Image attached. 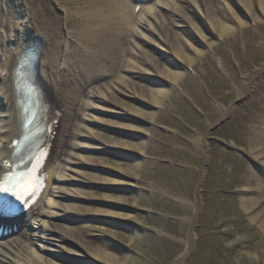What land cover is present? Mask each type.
Here are the masks:
<instances>
[{
	"label": "rangeland",
	"instance_id": "obj_1",
	"mask_svg": "<svg viewBox=\"0 0 264 264\" xmlns=\"http://www.w3.org/2000/svg\"><path fill=\"white\" fill-rule=\"evenodd\" d=\"M17 1L0 0L1 24L19 19V7L14 8ZM31 1L44 14L35 13L34 18L51 39L47 50L53 49L59 62L79 70L77 75L62 76L63 84L88 80L83 90L73 89L77 109L87 116L80 121L85 136L77 139L78 147L72 150L75 157L65 171L68 179L51 183L55 191L60 187L67 191L72 207L66 215L48 220L64 228L60 232L64 240L50 245L40 239L36 224L33 249L54 264H172L184 251L191 231L195 240L180 264H237L247 255L237 254L233 240L224 241L220 230L230 233L243 227H249L264 246V235L249 223L238 202L242 194L235 191L246 177V167L264 172L244 149L254 91L264 86V33L260 32L255 46L244 47L240 35L227 46L220 32L195 9L192 18L201 32L187 24L170 23L169 18L175 17L159 5L167 0H120L118 8L124 14L119 35L128 44L117 45V37L111 34L115 42L111 59L99 62L78 46L95 29L113 23V11L101 12L99 0ZM231 1L210 0L209 5L212 10L217 5L223 9L222 24L238 28L239 14L255 30L256 7L248 16L241 4ZM142 7H154L163 15V24L177 32L179 55L134 35ZM259 19L264 22L262 16ZM45 21L54 26L48 27ZM3 32L9 29L3 26ZM146 34L154 38L153 32ZM0 39L3 47L14 45V41H2V35ZM95 45L89 48L95 50ZM139 51L145 54L136 57ZM164 69L168 76L160 74ZM173 73L181 75L179 80L172 78ZM118 79L122 84L115 82ZM248 80L251 86L244 92ZM102 87L107 93L103 98L90 99L86 94ZM226 115L225 123L209 130ZM45 197L39 201L42 209ZM58 197L66 198L60 191ZM195 199L200 204L196 213ZM33 217L29 214L27 219ZM223 220L229 222L220 225ZM38 246L50 251H40ZM260 261L264 264V254Z\"/></svg>",
	"mask_w": 264,
	"mask_h": 264
},
{
	"label": "bare ground",
	"instance_id": "obj_2",
	"mask_svg": "<svg viewBox=\"0 0 264 264\" xmlns=\"http://www.w3.org/2000/svg\"><path fill=\"white\" fill-rule=\"evenodd\" d=\"M99 1L100 4L98 7L100 10H105L107 14L113 11L115 14V16H110L113 23L95 29L87 36V42L82 43L81 46L78 47L84 49L88 53L90 59L92 57L93 59L95 58L96 61L104 62L110 60L113 54L115 42H112L111 34H115L117 37V39H114L117 45H121L122 43L126 45L128 43L125 37L119 35L120 26L123 22L121 14H124V11L121 12L122 8H118L120 6V0ZM227 1L232 2L231 0ZM236 1L242 5L248 13V16H253L252 7H256L258 16L253 18L255 30H251L248 25L243 22L242 16L239 14L237 17L240 23L238 28L234 29L231 26L222 24L220 22V17L224 14L223 9L217 5L215 9L212 10L209 5L210 0H167L159 5L169 14L168 16L171 14V16L173 15L175 17L174 20L169 18L168 21L170 23L175 25L187 24L193 27L196 32H201L200 25L192 18L195 9L206 17L208 23H210L215 30L220 32L225 45H232L233 38H235L236 35H240V42L244 47L255 46V42L260 37V32L262 34L264 33V22L259 19V16L264 18V0ZM177 2H180L179 5H177ZM14 6V8L19 7V9H16L19 19H15L16 21L14 22L12 20H7L0 24L2 28L4 26L9 29V32L4 34L6 36H4V39L17 41L16 46L9 47L5 50L3 55H0V104L5 107V111L0 109V182L4 180L5 176L10 171L13 162V142L16 141L21 134L22 119L19 114L18 97L14 87V70L20 55L38 39H40L41 42L40 44L38 42L36 43L38 63L36 62L35 65V74L37 82L42 86L52 111H56L57 116L55 119V134L51 137V153L43 168L46 182L40 198L44 195L46 196L44 208H41V203H39L38 200L37 203L30 206L22 215H18V217L6 218L0 215V227L2 229H10V235L19 230L17 236H7L8 239L4 238L6 240L0 241V264H54L46 256L37 253L35 249H33V246H37L36 243H34L35 238L37 239V233L33 229L37 224L41 233L40 239L46 240V242L52 246L55 245L56 242L64 240V236L60 233L64 228L62 229L61 225L59 226L56 223H49L48 220L61 217L62 214L66 215L68 211H71L72 207L68 204L69 194H67V191L63 192L62 187H60V190L57 192L55 191V187L51 186V183H61L68 179V175L65 171L69 169L68 164L72 163V158L75 157L72 150L78 147L77 139L84 135L80 121L85 120L87 116L77 109L73 89L76 91L83 90L88 80L83 79L84 84L81 82L82 80L78 82L81 86L75 83L73 84L74 86H68L65 82L63 84L61 80L62 76L77 75V73L79 74V70L75 65L73 67H68L64 62H59L52 51L53 49L47 50V46L50 44L51 39L47 33L41 30L40 26L35 25L34 18L35 13L42 15L43 11L34 7L31 0H19L15 2ZM8 8H11V6H8ZM134 9L135 6L131 7L132 12H134ZM102 10L101 12H103ZM43 17L42 20H45ZM47 18L50 19L49 17ZM95 19L96 15L90 20L95 21ZM50 23L54 26L52 22ZM50 23L45 21L48 27H50ZM135 23L136 29H134V35L136 37L147 39L154 46L173 52L175 56L179 55L176 47V41L178 42L177 32L175 30L171 31V28H167L165 24H163V15L154 7L140 8ZM26 29H35L36 32L33 31L35 34L29 33L25 35L23 32H25ZM148 31L153 32L154 38L148 37L146 34ZM94 44H96V48L92 50L91 48ZM214 50L217 51V48L215 47ZM143 54H145V51H139L135 56L140 57L143 56ZM169 61L172 62L171 60ZM152 62L153 59L147 63L151 64ZM193 62L194 61H191L189 64L195 70L196 67ZM52 63L56 64V67H54L55 69L51 66L49 67V64L51 65ZM59 68L61 69L59 70ZM137 71L142 70L138 68ZM256 72L258 73L259 70H256ZM160 74L162 76H168L169 72L167 69H164ZM171 76L175 81L179 80L181 77L178 73H173ZM115 82L122 84L119 79ZM250 86L251 80H248L244 86V92H247ZM156 91L159 93V88ZM119 92L126 94L121 91ZM254 93L253 101L250 104V112L247 115L248 139L244 145V149L252 159L264 167V86L263 90L257 89ZM54 94L55 101L53 102ZM86 94L90 99H100L107 96L103 87L96 90H88ZM262 169L264 171V168ZM245 175L246 177L244 180L239 181L235 185V191L242 194L238 202L240 208L249 216V223L256 225L264 235V172L251 171L250 168L246 167ZM59 191L65 194L66 198L58 197ZM199 205V201L195 199L193 202L195 213L199 210ZM29 214H35L36 217L28 220L29 218L27 219L26 217ZM22 217H25L26 223L21 229L18 227V223L22 220ZM228 222L227 220H223L220 222V225H225ZM220 231L222 232V239H224V241L233 240L231 246L235 247V252L239 251L237 254L241 253V255H247V259L241 256L237 264H263L260 261V256L264 254V246L249 233V227L237 228L230 233L227 232V229ZM7 234L2 233L1 237H5ZM194 236L195 233L193 234L191 231L188 232L185 238L184 251L172 262V264L181 263L193 245L195 240ZM38 249L43 252L50 251L48 247L44 246H38ZM242 251H245V253H242ZM253 255L258 256V258L255 260Z\"/></svg>",
	"mask_w": 264,
	"mask_h": 264
},
{
	"label": "snow or ice",
	"instance_id": "obj_3",
	"mask_svg": "<svg viewBox=\"0 0 264 264\" xmlns=\"http://www.w3.org/2000/svg\"><path fill=\"white\" fill-rule=\"evenodd\" d=\"M38 63V62H37ZM55 101V94L53 96V102ZM2 192H8V189H0ZM36 190H34L35 192ZM33 192V194H34ZM14 196L19 199V194L13 193ZM31 195V194H30ZM17 211L16 200H11L6 196L0 195V215H11Z\"/></svg>",
	"mask_w": 264,
	"mask_h": 264
},
{
	"label": "water",
	"instance_id": "obj_4",
	"mask_svg": "<svg viewBox=\"0 0 264 264\" xmlns=\"http://www.w3.org/2000/svg\"><path fill=\"white\" fill-rule=\"evenodd\" d=\"M223 121H224V119L219 120L216 124H214V126H212V127L210 128V130L212 131V130H214V128H217L220 124L223 123Z\"/></svg>",
	"mask_w": 264,
	"mask_h": 264
}]
</instances>
